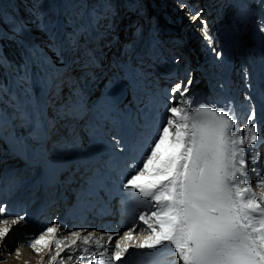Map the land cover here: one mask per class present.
<instances>
[{"label": "rangeland", "instance_id": "1", "mask_svg": "<svg viewBox=\"0 0 264 264\" xmlns=\"http://www.w3.org/2000/svg\"><path fill=\"white\" fill-rule=\"evenodd\" d=\"M23 3L34 12L35 20H21L15 14V0H0V36L14 37L26 46L32 67L27 81L10 79L13 89L23 97L10 103L13 111L1 98V93L7 90L0 89V136L8 137L0 138V206L6 209L14 208L13 198L24 195L29 190L28 183L38 176L36 156L29 151L31 146L42 150L39 152L44 156L42 158L53 159L70 156L77 149L92 145L103 111L110 109L108 90L118 76L126 77L121 69L123 64L133 69L139 78L147 75L140 62L155 57L158 62L167 61L165 66L170 73H176L181 62L189 72L192 71L190 55L184 57L178 44L179 34L187 28L186 24L189 25L187 20L178 19L183 13L203 12L202 17L212 36L211 52L220 48L234 52L240 60H233L238 63L234 68L235 75L238 74L237 83H241L242 78V83L249 89L255 83L254 78L251 82L253 74L246 72L249 65L241 60L248 35L256 38L253 46L262 47L264 44V34L259 31L264 19V0H23ZM236 18L244 21L239 22ZM231 19L237 21L236 26L232 27ZM171 25H177L181 32L169 33ZM194 28L201 36L200 21ZM246 29L248 34L244 33ZM29 36L31 46L26 39ZM147 48L155 49L153 55L144 52ZM149 61L154 65L153 60ZM53 78H57L54 97L50 95ZM172 78H159L149 84L155 95L150 104L156 98L165 102L166 96L153 91L166 90L167 94L176 80L174 76ZM65 80L67 88H64ZM73 85L76 86L75 92L69 95L68 89ZM239 89L241 91L240 86ZM75 97L81 101L72 110L77 115L72 117L69 112L66 118L65 105H72ZM243 101L250 100L245 98ZM34 124L37 127L46 124L47 131L40 136L32 134L30 130ZM20 148H25L21 151L25 155H20ZM25 164L29 167H24ZM49 220V216L42 220L44 225L35 231L36 234L50 225ZM27 225L28 219L25 228ZM23 228H13V237ZM20 246L17 241L8 252L12 254ZM14 259L9 260L10 264H19ZM5 263L6 258L0 256V264Z\"/></svg>", "mask_w": 264, "mask_h": 264}, {"label": "snow or ice", "instance_id": "2", "mask_svg": "<svg viewBox=\"0 0 264 264\" xmlns=\"http://www.w3.org/2000/svg\"><path fill=\"white\" fill-rule=\"evenodd\" d=\"M192 20L200 21L203 38L211 40L202 12L192 13ZM259 31L264 34V19ZM26 39L31 46V37ZM221 55L216 52L217 57ZM56 83L57 78H53V97ZM191 84L189 78L170 87L164 118L147 142L142 158L118 185L126 203L147 209L138 214L137 220L150 230L148 234L137 237L134 226L123 233V246L115 242V250L97 240L95 250L84 247L77 252L78 241L90 245L93 232L82 236L86 230H74L60 239L62 226L57 224L20 243L37 255L45 252L48 264H81L85 260L87 264H124L131 248H170L180 264H264V173L260 171L264 153L256 147L260 136L255 112L246 117L241 127L235 111L192 98ZM75 88L73 85L68 89L69 95ZM79 103L80 98L75 97L72 105H65L66 118L69 112L72 117L77 115L72 110ZM30 131L40 136L47 126L34 124ZM143 131L138 130L131 147L140 145ZM116 146L124 148L120 140H116ZM253 175L255 188L261 189L259 194L254 190ZM5 212L6 208L0 206V249L6 251V239L13 226L25 222L26 217L19 215L9 220ZM107 239L111 245L113 235L108 234ZM105 256L110 259H95ZM43 260L41 257L40 264Z\"/></svg>", "mask_w": 264, "mask_h": 264}, {"label": "bare ground", "instance_id": "3", "mask_svg": "<svg viewBox=\"0 0 264 264\" xmlns=\"http://www.w3.org/2000/svg\"><path fill=\"white\" fill-rule=\"evenodd\" d=\"M190 16H192V14L183 13L182 16H179L178 17V19H181L183 21L184 20L185 21L187 20V23L189 22V25L186 24L187 25L186 26L187 28L182 29L185 32L184 31L181 32V33H183V35L185 36V39L188 42L185 43L184 41H182L183 42L182 43L179 40L178 44L180 45L181 49L183 50L182 53L184 52L183 54L185 55V57L188 54L190 55V64H191V66L193 68V78H192V81H193L194 78L197 75L201 74V72L199 70L201 63H203L206 66V69L208 71H211L215 67L216 68H219V65L220 64H223L225 61L228 63L230 61L231 57H230V53L228 52V50L226 48H220L219 49V52L222 54L220 57H217L216 56V52L217 51L216 52H213V51L211 52L209 46L212 44V39L206 42L204 40L203 36L202 35L200 36L198 34V31H197L196 28H194V26L196 25V23L199 20L193 22V20L191 18L188 21V19L190 18ZM212 19L214 20V17H212ZM236 20H238L239 22H241V19L236 18ZM230 23H231L232 27H234V26H236L237 21H235V19H231ZM176 27H177V25L176 26L175 25H171V28L169 29V33H174ZM251 32L252 31H249V33H251ZM244 33L248 34V30L246 29V31ZM239 34H240V32H239ZM248 36H249V39L246 38L247 40L245 41V43L248 46V48H247L248 50L242 51L243 56H242V60L241 61H242L243 64H246V66H247V63L248 62H250L251 64L253 62L254 66H255V70L252 69V68H249V69H246L245 68V69H246V72H251V73H252V70H253L254 71V75H256V78H254L255 83L252 85V87H250L249 92H250V94H252V92L258 93V98L256 97V99H255V101H257V106H259V108H258V110H257V112L255 114L256 115L255 124H256L257 129H258V128H262L263 127V124H264V122H263V120H264V69H262V71H259V68H258L260 66V63L264 62V59L262 61H260V58H261L262 54L264 53V44L262 45V47L253 46V44H254L253 41L256 40V38H255L254 35L251 36V34L248 35ZM249 52L251 54H254V55L251 56V58H253V59L248 58L247 53H249ZM257 53H258V55H256ZM256 59H257V61H256ZM235 60L240 62V60H238L237 58ZM227 67H228V65H227ZM227 69H228V71L225 70L222 73L226 74L227 76H232V74L230 73L229 68H227ZM237 76H238V74L235 76V82L236 83L238 82L237 81ZM214 77H215V75L212 76V78H214ZM241 80H242V78H241ZM241 80H240V82L242 83ZM177 83H179V82H177ZM198 85H199V83L196 84L193 88L198 87ZM245 93L244 92L243 93H240V97L237 96L236 93H233L232 95H230L229 96L230 101H229L228 105H226L225 107H228L230 110H233L236 113H239V112L246 113L245 109L242 108V104H244V106L248 107V103L250 104V101L244 103L243 100L246 98L244 96ZM114 99H115V101L117 103H120L121 102V100H119V99H117L115 97H114ZM253 101H254V99H252V102ZM128 114H129L128 112H124L123 113V115H124L125 118H128ZM144 114H146V113H144ZM159 122H156L154 120V118H152V120L149 119V118H146V120H145V124H146V128H147L146 130L150 129L149 130V134H151V133L154 134V132L157 130V127H158ZM238 122L240 124V121L239 120H238ZM240 126H241V124H240ZM133 132H134L133 125L130 122H125L124 129H123V133H122L123 137H126L127 139H130L132 137ZM6 137L7 136H5V135L2 136V134L0 136L1 139L6 138ZM142 142H144V146H141V147L139 146L137 148L138 151H135L136 153H135L134 157L136 156V158H137L136 159V162H138L142 158L143 152L146 150L145 149V146H146V144L148 142V139L144 137V139H143ZM127 146L128 145H125V148H127ZM262 146H264V145L261 143L259 146H256V147L260 150V147H262ZM9 148H11V147L9 146ZM24 149L23 148L22 149L20 148V150H18L21 156L22 155H25L23 152H21ZM29 151L31 152V154H33L36 157H38L39 158V161L42 159L40 157H44L43 155H40L39 154V152L42 151V150H38L36 146H31L29 148ZM107 151H108V154H106L104 156L103 160H107L108 158L115 156L117 158V160L120 161V163H121V160L123 159L124 152H122L120 150H116V149H114L112 147L110 148V145L108 146ZM94 155H95V153H92V154L90 153L87 156L88 157H94ZM53 162H55V161H53ZM64 162H66V161H63L60 164H58V163H52V164L49 163V164H50V166L53 169H55L54 172L59 173L60 171H64L67 168L66 165L64 164ZM78 162L80 163V162H83V161L80 160ZM84 163L85 164H88V161H84ZM94 163L96 164V161ZM126 163H127V161L125 160L123 162V164H126ZM43 165L45 166L46 165V162L43 161ZM52 171L53 170L50 167H48L45 170L48 179H50V176L52 174ZM70 172H71V175L73 174L74 177H77L78 174H77L76 171L70 170ZM86 173H88V170H87V172H85V175H87ZM89 176H90V174H89ZM125 176H127V175H125ZM252 179H253V182H254V178H252ZM103 183H104V180L102 182H100V183L92 184V185H94V187L92 189L89 186H83L82 187V186L78 185V188L80 190L79 193L86 194V192L89 191L88 196L91 197L93 193H95L97 191L103 192L105 190L104 186L102 185ZM59 184H60V190H61V192L57 195V197H58V204H59L60 201H62L63 199H67L70 196V193L69 194H66L63 191V188H65L66 185L65 184H61L60 181H59ZM70 184L72 186H69L68 189L70 190L71 193L72 192L74 193L76 191L75 186H73L72 183H70ZM49 185L52 186L53 185V181ZM254 188H255V185H254ZM260 191H261V189L260 190L257 189L258 194H259ZM112 192H113V197L116 196V195H118V194H120L119 189H118V186ZM120 197H121V194H120ZM141 199H143V198H141ZM112 200H114V198ZM52 202H54V200H48V203L46 204L48 208L51 206ZM140 208L142 209L140 212H146L147 211V209L144 208V207H140ZM43 209L46 210L47 208H43ZM140 212H138V209H134L131 212L130 211H127V210H125L123 208V206L119 202V210H118V215H117L118 218H116L119 224L116 223V222H114V220H110V222H109V224L107 226L100 225L98 227L100 229L111 228V234L113 235V242H112L111 245L108 244V246H107V244H106L105 241H108V239L105 238V239H101L100 240L101 241L100 244L101 245H104V246H107V247H110L111 249H113V247L115 245V242L121 240V239L117 240V237L121 233H122V236H123V233L125 231H129V229L132 230L134 226H135V231L138 232L137 235H139V237L141 236V234H144V235L148 234V232L150 230H148L146 226L142 225L137 220V216H138V214ZM7 215H9L8 212H7ZM72 216H73V214H70V213L67 214V217L72 218ZM67 217L64 216V217H61L59 219H53V218L50 217V220H49V221H51L49 226H54V225H57V224L60 225V226H62L61 227V230L58 232V238H60V239H64V237L69 236V234L67 233V231L71 227L78 226V228H79L78 230H82V229L84 230V225L82 227V225H79V223H76V222H73V221L68 222V221H66ZM9 220H11V219H9ZM82 222L85 225L86 224L87 225H92L93 224L92 221H87L86 219H84ZM43 225H44L43 224V221L38 220L37 221V224L33 228H30V231L29 232H24V230L26 228L22 224H18V225L13 226V228H20V227H24V228L23 229H20L18 232H16L14 234V237H13V234L11 232L9 234V236L7 237V239H6L7 250L5 251V250H2L1 249L2 250V253L0 252V256H3V257L6 258L7 264H10V261L9 260L11 258H15L17 260V263H19V264H40L41 257H44L43 264H48V256L45 255V252H41L39 255H37L30 247H28V246L25 247V245H26L25 243H20L21 246L17 248L18 251H19V256H17V249L12 254H9V252H8L9 249L12 247V244L16 243L17 241L20 242V241H23V240H26V239L31 238V236L37 235L35 231L37 229L42 228ZM126 227H128L129 229L128 230L125 229ZM74 230H76V229H74ZM120 230H121V232L120 233H117ZM86 234H87L86 231H83L82 232V236L83 235H86ZM93 234L96 235V236L94 237V235H93L92 241L90 242V245H88V246L83 245L82 241H78V244H77V249L78 250H77V252L79 251V249H83L84 247H90L92 250H94V249L97 248L96 241L98 240V236L100 235V233L96 230V231L93 232ZM134 235H136V234L134 233ZM122 236H121V238H122ZM94 238H95V240H94ZM67 242L68 241H65V243H67ZM123 244H121V245H123ZM53 249H54V245H53ZM101 250H103V249H101ZM148 250L150 252H153L156 249H148ZM140 251H141L140 249L129 250V252L126 254V257H129V256H131L133 254L138 255V254H140ZM53 254H54V251H53ZM61 255L63 257H65V259H66V255L64 253H62ZM90 258L91 257H89V259ZM12 261H13V259H12ZM69 264H72V262H69ZM81 264H87V261L86 260L85 261H82ZM124 264H125V260H124ZM173 264H180V262L178 261V256L176 254H175L174 258H173Z\"/></svg>", "mask_w": 264, "mask_h": 264}, {"label": "trees", "instance_id": "4", "mask_svg": "<svg viewBox=\"0 0 264 264\" xmlns=\"http://www.w3.org/2000/svg\"><path fill=\"white\" fill-rule=\"evenodd\" d=\"M15 14L23 21H33L34 12L23 3V0H15ZM14 13V11H12ZM51 14V13H50ZM55 12L51 15L54 18ZM44 44L46 41H42ZM41 42V43H42ZM0 89L7 90L1 93V98L7 107L13 111L10 103L14 100H22L23 97L18 94L11 86V80L27 81L31 67V60L28 51L23 44L16 38H8L5 35L0 36ZM55 58H52L54 60ZM39 61V59H37ZM37 63V62H36ZM6 116V115H5ZM22 124V123H21Z\"/></svg>", "mask_w": 264, "mask_h": 264}]
</instances>
